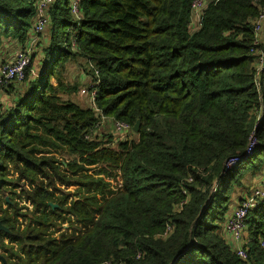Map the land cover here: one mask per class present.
<instances>
[{"label":"trees","instance_id":"trees-1","mask_svg":"<svg viewBox=\"0 0 264 264\" xmlns=\"http://www.w3.org/2000/svg\"><path fill=\"white\" fill-rule=\"evenodd\" d=\"M193 1L79 0L77 22L55 0L40 72L0 106L6 264H264V203L245 221L246 260L221 232L236 189L264 171V0H212L194 32ZM38 2L0 0V56L27 42ZM78 59L100 116L60 97L78 92L65 75ZM103 116L141 122L138 140L110 146L94 134Z\"/></svg>","mask_w":264,"mask_h":264},{"label":"built area","instance_id":"built-area-1","mask_svg":"<svg viewBox=\"0 0 264 264\" xmlns=\"http://www.w3.org/2000/svg\"><path fill=\"white\" fill-rule=\"evenodd\" d=\"M211 1L212 0L193 1L192 17L190 20V26L193 32L200 29L202 18ZM69 2L73 19L77 22H80L82 16L79 11V0H69ZM53 4H55V0H39L36 8V15L33 19V24L28 33L27 42L18 50L10 62H3V64L0 65V89L5 87L8 88L11 85H15V83L25 82L27 78L26 72L33 63V55L38 48V44L40 43V37L46 33V30L50 24L49 10ZM255 28L257 33L264 31V15L255 21ZM260 41H262V39L258 36L256 45H259L261 43ZM262 64H264V60H262ZM258 87L259 89L261 88V83H259V81ZM92 88L93 84H90V89ZM90 94L91 108H93L97 115L100 116L101 112L96 108L95 104L96 92L92 90L90 91ZM115 128L121 135L124 133L127 134V132L131 131L125 123L118 121L115 122ZM257 146L258 143L255 140H252V143L244 156H237L230 160L225 166L223 177L231 173L234 168L240 165L244 160L252 158L253 154L256 152L255 150ZM213 189V193L215 194L217 192V183ZM262 203H264V177L253 188V191L246 198H244L241 204H239V207L228 217L226 221V232L235 243L241 242L243 240L246 231L245 221L247 217L252 210L259 207V205ZM260 242L261 246L264 248V238H262ZM236 254L244 260L247 259V252L244 249L236 250Z\"/></svg>","mask_w":264,"mask_h":264},{"label":"rangeland","instance_id":"rangeland-1","mask_svg":"<svg viewBox=\"0 0 264 264\" xmlns=\"http://www.w3.org/2000/svg\"><path fill=\"white\" fill-rule=\"evenodd\" d=\"M46 35V36H45ZM45 39H49L48 36V32L46 30L45 33ZM47 44V43H46ZM45 44V45H46ZM45 45H43V48L45 47ZM12 48V47H11ZM41 59V57H39V55H36L33 58V63L30 66V79H35L36 75L38 72H40V68H41V63L43 62ZM85 62H83L81 59L78 60H73L70 61L67 65H66V82L69 87H78V92L76 95L71 96L73 97L74 101L82 108H91V104H90V84L86 83V84H81L83 83V81L79 82L80 76L83 74L81 69L82 66H84ZM85 76V73L83 74ZM87 75V74H86ZM89 81V80H88ZM27 84V83H26ZM15 86H17V90L22 91L25 87L24 83H15ZM6 90H10L7 87L0 89V99L3 98V101L0 102H5L3 103V107L4 108H8L11 107L13 104V100H15V96L14 94L11 95H7ZM93 110V108H92ZM115 122L112 118H107L104 117L100 119L98 125L95 127V131L94 134H99L100 136H105V135H112V143L110 144V146H114V148L116 147L117 142H120L122 140H130V141H137L139 136H137L134 132H127L124 134H120L118 130H116L115 128ZM74 187H71L69 191L74 190ZM20 205L23 206L24 204L20 202ZM31 210V208H30ZM1 255V252H0Z\"/></svg>","mask_w":264,"mask_h":264},{"label":"crops","instance_id":"crops-1","mask_svg":"<svg viewBox=\"0 0 264 264\" xmlns=\"http://www.w3.org/2000/svg\"><path fill=\"white\" fill-rule=\"evenodd\" d=\"M44 35H42L40 37V39H41L39 41L40 43L38 44V48L36 49L35 54L33 55V57H35L36 55H39V57L43 58V59H41L42 61H44V59H45V57H43L44 54L42 52V46L47 43L45 46L48 47L50 44V42H49L50 40L45 39L46 35L45 36ZM21 47H22V45L18 44L16 41L12 40L10 42H6L4 45L3 54L0 56L1 63L2 62H5V63L10 62ZM42 64H43V62L41 63V68H42ZM41 68H40V70H41ZM80 81H83V83H81L82 85L86 84L88 82L87 76H84L82 74L80 76V79H79V82ZM71 96H74V95H71ZM71 96L68 93L60 95V97L65 101L67 99L74 101L73 97H71ZM3 100H4L3 98L0 99V101H3ZM3 103H5V102H0V106L3 105ZM263 177H264V171H262V173H260V174L254 175V176H252L251 174H248L245 177L243 188H237L236 191L234 192L231 203L229 205L230 214L235 212V210L239 207V204H241V202L244 200V198H246L253 191V188L262 180ZM226 219H228V218H226ZM221 225H222L221 226V232L223 234V237H224L226 243H228V245L231 247V249H233L234 252H236V250H238V249H244V248L246 249L252 243L253 239L250 238L247 231L245 232L243 240L241 242L235 243L230 238L228 233L226 232L225 222L222 223Z\"/></svg>","mask_w":264,"mask_h":264},{"label":"water","instance_id":"water-1","mask_svg":"<svg viewBox=\"0 0 264 264\" xmlns=\"http://www.w3.org/2000/svg\"><path fill=\"white\" fill-rule=\"evenodd\" d=\"M140 127H141V122H138V123L136 124V126L134 127V132H135V133H138ZM217 186H218V183H217ZM51 206H52L53 209H57V208H58L57 205H53V204H51ZM0 231L4 232V233H6V234H9V235L11 234L10 230H9L8 228H6V227L2 224V222H0ZM0 259L2 260V262H3L4 264H6V260H5V258H3V257L0 256Z\"/></svg>","mask_w":264,"mask_h":264}]
</instances>
